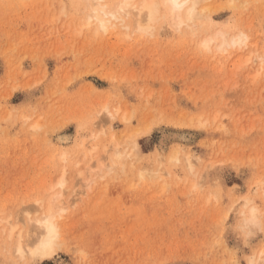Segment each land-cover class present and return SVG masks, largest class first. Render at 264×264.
Masks as SVG:
<instances>
[{
    "label": "rangeland",
    "instance_id": "374dc122",
    "mask_svg": "<svg viewBox=\"0 0 264 264\" xmlns=\"http://www.w3.org/2000/svg\"><path fill=\"white\" fill-rule=\"evenodd\" d=\"M201 5L143 30L0 0V264H264V0ZM218 29L249 37L204 48ZM57 195L52 254H15Z\"/></svg>",
    "mask_w": 264,
    "mask_h": 264
},
{
    "label": "bare ground",
    "instance_id": "6f19581e",
    "mask_svg": "<svg viewBox=\"0 0 264 264\" xmlns=\"http://www.w3.org/2000/svg\"><path fill=\"white\" fill-rule=\"evenodd\" d=\"M86 1L88 4V17L85 25L91 24L94 19L103 29H105L111 22L110 18H116L125 13L133 12L136 17L135 22L137 28L143 30L154 27L155 23L163 17H165L166 20H169L170 23L177 28L182 25L190 26L193 22L206 14V6L201 5L204 0H116L113 4L107 2L101 3L102 0ZM160 6H162V8L164 7L166 12L164 8L161 10ZM248 37V33L244 31L234 32V30L227 31L218 29L213 33L208 31L207 35L202 38L201 45L206 49H212L215 47L217 51L222 52L226 51L229 47L245 44ZM67 138L68 137L65 135H58V140L60 141H64ZM119 156V153H115V157L119 158ZM186 160L190 167V157H187ZM65 178V174L59 176L54 185L60 187L63 186ZM252 189L255 192L256 188ZM59 197L57 195L55 198H51L47 208L45 209L43 206V212L32 219L34 227L30 232L31 234L28 233L25 238H22L21 234H19L15 239L13 249L15 254L23 256L25 253H29L32 256L38 255L40 257H48L52 254L54 251V243L58 236L55 217L61 210H59V208H62L59 207V205L61 206V202H59L61 200ZM250 202L247 200L244 206H247ZM243 215V226L251 228L253 225H258V210L256 206H249L248 212L243 213ZM11 234L12 232L10 235ZM250 259L251 257L249 258V261L252 260ZM251 264L254 263L251 261Z\"/></svg>",
    "mask_w": 264,
    "mask_h": 264
}]
</instances>
